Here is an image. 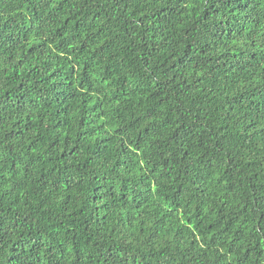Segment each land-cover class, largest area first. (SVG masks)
I'll list each match as a JSON object with an SVG mask.
<instances>
[{
    "label": "trees",
    "instance_id": "trees-1",
    "mask_svg": "<svg viewBox=\"0 0 264 264\" xmlns=\"http://www.w3.org/2000/svg\"><path fill=\"white\" fill-rule=\"evenodd\" d=\"M0 264H264V0H0Z\"/></svg>",
    "mask_w": 264,
    "mask_h": 264
}]
</instances>
